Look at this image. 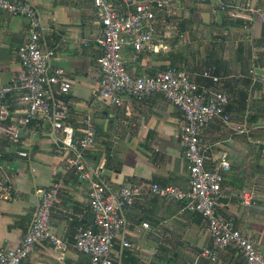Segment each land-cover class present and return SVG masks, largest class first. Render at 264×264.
Instances as JSON below:
<instances>
[{
	"label": "crops",
	"instance_id": "obj_1",
	"mask_svg": "<svg viewBox=\"0 0 264 264\" xmlns=\"http://www.w3.org/2000/svg\"><path fill=\"white\" fill-rule=\"evenodd\" d=\"M28 1L41 13L43 47L55 53L52 67L63 69L72 85L62 96L68 109L65 122L74 129L76 139L84 118L90 117L95 125V143L86 159L92 166L103 164L105 183L113 190L125 180L188 190L187 162L179 144L180 110L161 94L144 101L124 96L120 106L97 98L101 51L95 39L100 26L91 3ZM158 1L166 3L154 10L155 47L144 52L125 47V69L130 75L154 76L175 67L187 72L194 83L227 95V122L216 118L202 134L209 158L206 168L222 157L229 164L223 173L218 211L233 219L264 257V25L255 11L264 8V0H223L229 7L217 12L210 2ZM237 6L253 11L237 15ZM28 30L26 18L0 10V88L19 80L16 50L28 39ZM19 96L14 91L2 100L10 113L5 128L16 127L18 138L0 139V249L20 244L38 191L60 182L51 228L68 244V263L88 264V257L73 246L78 228H93L88 186L65 169L64 154L50 137L47 122L36 119L25 126L18 124ZM243 191L253 193L250 206L242 204ZM124 217L125 231L115 240L121 264H245L231 249L220 251L215 262L201 257L200 252L211 246L207 223L184 203L142 196L125 207ZM122 240L131 248L121 249ZM55 255L51 245L43 242L21 264H56Z\"/></svg>",
	"mask_w": 264,
	"mask_h": 264
},
{
	"label": "built area",
	"instance_id": "obj_2",
	"mask_svg": "<svg viewBox=\"0 0 264 264\" xmlns=\"http://www.w3.org/2000/svg\"><path fill=\"white\" fill-rule=\"evenodd\" d=\"M94 8L100 33L95 39L101 51L97 60L100 78L95 93L99 100L108 105L120 106L127 96L135 101H144L154 94L177 107L183 118L179 131V144L187 162L189 188L184 191L175 186H160L154 182L125 180L116 190L103 180V164L92 166L86 152L93 148L96 129L90 117L83 120L79 130L81 136L74 137V129L65 122L67 106L62 96L68 94L72 85L61 68L52 67L54 50L43 47V24L40 11L28 0H0V10L11 16L26 18L29 24L28 39L16 50L21 68L18 82L0 88V139L18 138L17 128H5L10 118L8 108L2 104L5 95L19 91L21 105L18 124L25 126L33 120L45 121L50 126L49 135L64 154L65 169L87 184L89 208L93 216V228H78L73 236V246L89 259L88 264H121V251L115 250L116 238L125 231L124 209L142 196H157L166 201L184 203L188 210L199 213L206 221L211 246L204 248L200 256L215 262L222 250L231 249L245 264H264L259 249L236 228L233 219L218 211L223 198V173L229 170L224 157L209 159L202 142L203 131L216 118L227 122L226 94L213 91L194 83L187 72L175 67L155 74L130 75L122 59V50L129 46L136 52L153 50L154 10L166 2L158 0H88ZM197 3H213L214 12L225 11L229 6L223 0H193ZM248 6L235 7L237 15ZM264 25V8L255 10ZM205 77L218 81L207 73ZM25 156L24 152L19 153ZM60 189V182L38 191L37 204L25 236L14 249H0V264H21L34 248L47 242L56 252V264L68 263L65 253L68 244L51 228V209ZM6 198V195L3 196ZM242 204L253 203V193L243 191ZM147 228V224L143 223ZM121 249H130L131 244L122 240Z\"/></svg>",
	"mask_w": 264,
	"mask_h": 264
}]
</instances>
